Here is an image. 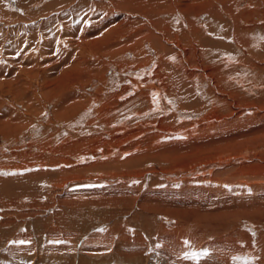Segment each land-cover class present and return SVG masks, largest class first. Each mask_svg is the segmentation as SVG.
Returning <instances> with one entry per match:
<instances>
[{"label":"rangeland","instance_id":"1","mask_svg":"<svg viewBox=\"0 0 264 264\" xmlns=\"http://www.w3.org/2000/svg\"><path fill=\"white\" fill-rule=\"evenodd\" d=\"M224 1L226 10L237 12L250 2ZM256 1L263 9L264 0ZM124 11L111 0H0V264H264V196L257 197L264 194L258 186L264 131L257 130L264 127V102L249 92L255 82L264 90V70L245 72L240 63L236 76L246 81L237 86L245 98L229 104L223 115L213 110L209 92L191 95L186 89L187 96L185 84L171 89L181 80L161 70L163 58L171 62L158 54L163 44L169 55L191 49L185 41L192 19L167 21L179 34L171 42L151 41L134 38L150 29L143 23L146 15ZM204 12L195 17L197 26L208 22ZM218 27L207 36L220 46L196 43L197 54L184 59L183 66L200 73L192 82L207 91L216 83L228 86L229 76L227 84L215 83L220 75L212 72L211 85L206 74L231 66L241 52L233 39L218 37ZM108 43L120 52L105 51ZM257 63L264 65V59ZM176 74L181 78L182 72ZM98 95L104 98L97 102L100 110L120 116L113 124L93 121L96 113L86 102ZM67 102L72 107L66 111ZM179 128L188 131L172 133ZM222 160L223 171L209 165ZM196 167L199 173L190 177ZM211 168L216 170L209 173ZM169 233L182 235L173 246L178 259L162 252ZM94 238L98 244L89 243Z\"/></svg>","mask_w":264,"mask_h":264},{"label":"bare ground","instance_id":"2","mask_svg":"<svg viewBox=\"0 0 264 264\" xmlns=\"http://www.w3.org/2000/svg\"><path fill=\"white\" fill-rule=\"evenodd\" d=\"M118 1H120V0H111V2L112 3H114V6L115 7H120V8H122V10L123 9H125V11L126 10H128V11H131V12H133V13H137V14H135V15H146V17L145 18H147V20L145 21V22H143V23H145L148 27H150V29H146L145 31L143 30V29H141V31L139 30L138 32H136V34L134 35V38L136 37V39H141V37H150L149 39H151V41H153V40H158V39H160L161 41L163 40V39H165V40H167L168 42H171L172 41V36H178L179 34H176V35H174V33H173V31L172 30H170L169 29V27H168V24H166L167 23V21H170L171 19H173V20H180L181 22H182V24H184V23H187V20H186V18H185V16L187 17V19L188 20H190V19H192V21L194 22V24H193V27L194 28H191V29H193L192 30V35L191 36H187V39L189 40V41H185L186 43H187V45H191V49L190 50H187V48H185V46H183V48H181V49H179L178 51H177V55H176V52L175 53H173V52H170V55H169V50L168 51H166V50H164L165 48V46H164V44H163V42H161V45L163 44V49H162V51H160V50H158L159 51V53L158 54H160V52L163 54V55H165L166 56V54L169 56V60L171 61V62H169L168 60V62L163 58V61L161 62V70H164V69H166V73H167V75H166V73L164 74L165 76H168V77H170V78H172V76H173V78L174 79H180L181 81L180 82H178L177 83V85H175L174 83H172V85H171V89H177V86L178 87H180V89H182V87L180 86L181 84H185V94H187V96H189V94H190V92H191V95L193 94V92L194 93H197L198 94V92H202V91H204V93H205V96H207V94H208V92H209V94H210V96H211V104H212V107H214L213 108V110H216V111H219V112H224V111H226V110H228V106H229V104H232V102L234 103V102H238V100H240L241 101V99L242 98H245V95H244V93L243 92H241L242 90L241 89H239V86H237L238 84H241V82L243 81H246L245 80V78L244 77H242L241 75H238V76H241L240 78L238 77V76H236V74H238L242 69H238V67H239V65H241L240 63H242V68H243V66L245 67V69L247 70H245V72H253L254 71V73L256 72L257 73V71H260L261 72V70H264V65H260V64H258L257 63V61H262L263 59H264V8L263 9H257L256 7H259V4L260 3H257V1L256 0H250V2H249V7L248 8H246V9H243V10H241L240 9V11L239 12H237V11H235V10H232V9H225V6H224V3H225V1L224 0H123V2H121V3H119ZM243 1V0H242ZM249 1V0H248ZM246 2V1H245ZM247 3V2H246ZM120 4H124V5H120ZM230 4L232 5V3L230 2ZM176 6L177 7H179V8H176ZM240 6V5H239ZM192 7V9L193 10H191L190 8ZM245 7V6H244ZM240 8V7H239ZM243 8V7H242ZM197 10V12H195ZM124 11V12H125ZM184 12V13H186V14H183L182 12ZM198 11H199V13H198ZM203 11H205L204 13H203V15H207V19H208V22L206 23V24H203V21H202V19L203 18H201V21H202V25L201 26H197V21L195 20V17L197 16V13H198V15L200 14V12H203ZM2 12V11H1ZM176 14H175V13ZM130 13V12H129ZM162 13V14H161ZM167 15V18L166 17H163L162 15ZM191 14H193V16H194V18L193 17H191V16H189V15H191ZM177 15V16H176ZM226 15H229L230 16V20L229 21H227L226 20ZM130 16H132V13L130 14ZM137 17V16H136ZM139 17V16H138ZM256 17H259L260 19H258V20H256ZM144 18V19H145ZM130 19H132V17H130ZM231 19L233 20V21H231ZM132 20H134V19H132ZM136 20V19H135ZM183 20H184V22H183ZM138 21V20H137ZM143 21V20H142ZM214 21V22H213ZM139 22V21H138ZM220 22V23H219ZM141 23V22H140ZM169 23V22H168ZM219 23V24H218ZM227 23V24H226ZM149 24L151 25V26H149ZM216 25V27H218V26H220V27H218V30L216 31V32H218L220 29H222V34H220L219 33V35H218V37H221V36H227V37H225V38H228V39H233V41L234 42H236V44H237V47H238V50H240L241 52H239V54H238V57H237V59H236V61L234 62V63H232L231 64V66H228V64H227V66H222V67H220V69L218 70L217 68H214V70L212 69V70H210V72H208V74H206L207 75V77H208V79H210L211 78V81H208L209 82V84H211V85H215L214 84V82L212 81V80H214L212 77H214V75L212 74V72H215V71H218V75H217V77L220 75V77H221V79H220V77H218V78H216V79H218V80H216L215 81V83L216 82H221L222 83V80H223V83L224 82H226L227 81V77L229 76V84H227L228 82H226V84L228 85L227 87L226 86H224V87H226V88H228V87H230V88H232V89H226V88H221V87H219L218 85H217V83H216V89H208V91L207 90H205V89H199L198 88V85L199 84H201L200 82H199V84H194L193 82H192V80L194 79V77L196 76V73H198V74H200L198 71H191L190 70V68H188V66L186 67V66H183L184 64H186L184 61V59H186V57L189 55V54H197V49H196V46L197 45H195L196 43L197 44H200V45H205V43L207 44V45H210V46H213V47H215V46H220V44L218 43V42H215V41H213V39L211 40L208 36H207V34H213L212 32H211V30L213 31V30H215L216 28H214V26ZM221 24H223V25H221ZM226 24V25H225ZM212 26V27H211ZM224 26V27H223ZM182 28H183V25L181 26ZM260 30V31H259ZM156 31H159V32H161V34L159 35H157V34H155V32ZM221 31V30H220ZM187 32V31H186ZM171 36V37H170ZM183 36V35H182ZM211 37H216V35H214V36H211ZM216 39V38H215ZM223 41V40H222ZM112 43V42H111ZM230 44V43H229ZM112 45V44H111ZM109 43L106 45H103V46H106L107 48H106V50L105 51H107V52H120V50L118 49V51H117V48L115 47V45L114 46H111ZM144 46V45H143ZM201 46V47H202ZM174 47V46H173ZM224 47L227 49V47L228 46H226V45H224ZM113 48V49H112ZM125 48V47H124ZM141 49H144V47L142 48V47H140ZM168 48V47H167ZM185 49V50H184ZM102 50V49H101ZM134 50V52H137V48H134L133 49ZM139 50V49H138ZM174 50V49H173ZM216 50V49H215ZM122 51V50H121ZM242 51H243V53H246V54H242ZM211 52V51H210ZM214 52V51H213ZM178 56V57H177ZM172 57V58H171ZM177 57V61L176 62H178V63H173L174 62V58H176ZM230 57V56H229ZM224 59V58H223ZM228 59H230L231 60V58H225V60L226 61H228ZM224 60V61H225ZM142 62V61H141ZM229 62V61H228ZM231 62H233V60L231 61ZM173 63V64H172ZM130 66V65H129ZM144 66V65H143ZM142 68V67H141ZM217 69V70H216ZM249 70V71H248ZM165 71V70H164ZM178 71H180V72H182V76H181V78L180 77H178L179 75H177L176 74V72H178ZM170 72V73H169ZM260 72H258L257 73V75L260 73ZM264 72V71H263ZM262 73V72H261ZM248 75V74H247ZM262 75V74H261ZM263 76V75H262ZM207 77H206V79H207ZM264 77V76H263ZM191 78V79H190ZM173 79V80H174ZM183 79H186V80H183ZM196 79V78H195ZM190 80H191V84H190ZM195 81V80H194ZM71 82V81H70ZM182 82V83H181ZM242 82V83H243ZM255 84H256V82L251 86V84H249L251 87L249 88V92H251V91H253L255 94H257V97H255V101H262V102H260L261 104L264 102V99L262 100L261 99V97L263 96L262 94H264V90H261V89H257L256 88V86H255ZM203 85V84H202ZM224 85H225V83H224ZM258 85V84H257ZM260 85V84H259ZM183 86V85H182ZM223 86V85H222ZM244 87V86H243ZM198 88V89H197ZM189 90V91H187V90ZM161 89H157L156 90V95H158V99L159 100H161V91H160ZM69 91V90H68ZM169 91V90H168ZM193 91V92H192ZM220 94H222V95H220ZM258 94H260V95H258ZM70 95V94H69ZM72 95V94H71ZM67 96V95H66ZM73 96V95H72ZM76 96V95H75ZM99 96V95H98ZM98 96H94L95 97V100L92 98V99H90V101H88V102H90V103H88V102H86L87 104L86 105H88V106H90V109H92L91 111H94L95 113H96V118L93 120V121H95V124L96 123H98L99 121H105V123H107V125H110V124H113L114 122H116L119 118H120V116H118L117 115V113L116 114H114V115H111L112 114V110H111V112H109V111H107V110H104V112L102 111V110H100L99 108H101L102 109V107H99L98 106V103L97 102H102L103 101V99L104 98H100V96L98 97ZM243 96V97H242ZM68 97V96H67ZM66 97V98H67ZM84 97V96H83ZM197 97V96H196ZM71 98V97H70ZM149 98V97H148ZM194 98V97H193ZM69 99V98H68ZM75 99V98H74ZM85 99V98H84ZM231 99L233 100V101H231ZM254 99V98H253ZM62 100V99H61ZM71 100H73V99H70V101ZM94 100V101H93ZM152 100L154 101V97H152ZM245 100V99H244ZM63 101H65V100H63ZM75 101H78V100H75ZM85 101V100H84ZM246 101V100H245ZM79 102V101H78ZM66 103V102H65ZM82 103V102H81ZM67 104L68 105H66V107H65V109H66V111L67 110H69V109H71V107L72 106H69V102H67ZM72 104H74V103H72ZM83 104V103H82ZM105 104V103H104ZM108 104V103H107ZM106 104V105H107ZM180 104V103H179ZM187 104V103H186ZM237 104V103H236ZM238 104H240L239 102H238ZM71 105V104H70ZM102 105V104H101ZM202 105V104H201ZM204 105V104H203ZM260 105V104H259ZM65 106V105H64ZM80 106V105H79ZM85 106V105H84ZM252 106V105H251ZM70 107V108H69ZM236 107V106H235ZM255 107H257V106H255ZM254 107V109H253V111H250V112H257V111H261V106H260V110H257L256 108ZM77 108V107H76ZM83 107H81V109H82ZM85 108L86 107H84V109H83V112H84V110H85ZM200 108V107H199ZM79 109H80V107H79ZM109 109V108H108ZM153 109V108H152ZM195 109V108H194ZM236 109V108H235ZM250 109V108H249ZM264 109V108H263ZM64 111V110H63ZM82 111V110H81ZM80 111V112H81ZM187 111V110H186ZM189 111H191V110H189ZM232 111H234L233 109H232ZM264 111V110H263ZM262 111V112H263ZM115 112H117L116 111V109H115ZM193 112H195V111H193ZM227 112H229V111H227ZM65 113V112H64ZM230 113H231V110H230ZM230 113H228V114H230ZM235 113H237V112H235ZM259 113V112H258ZM258 113H256V114H258ZM68 114V113H67ZM223 114V113H222ZM227 114V115H228ZM253 114V113H252ZM255 114V115H256ZM17 115V114H16ZM15 115V116H16ZM76 115V114H75ZM123 115V114H122ZM223 115H225V112H224V114ZM233 115H234V113H233ZM239 115V114H238ZM254 115V116H255ZM264 115V114H263ZM235 116V115H234ZM253 116V117H254ZM17 117V116H16ZM76 117V116H75ZM226 117V116H225ZM224 117V118H225ZM228 117V116H227ZM231 117V116H230ZM20 118V117H19ZM18 118V119H19ZM71 118V117H70ZM232 118V117H231ZM230 118V119H231ZM238 118V117H237ZM255 118V117H254ZM253 118V119H254ZM226 119V118H225ZM261 119V116L260 115H258V117H256V121L258 122V120H260ZM263 119V118H262ZM97 120V121H96ZM224 120V119H223ZM229 120V119H228ZM234 120V119H233ZM248 120V119H247ZM92 121V120H91ZM241 121V120H240ZM231 122V121H230ZM173 123V122H172ZM243 123V122H242ZM232 124V123H231ZM241 124V123H240ZM245 124V123H244ZM247 124H248V122H247ZM253 124V123H252ZM255 124V123H254ZM239 125V124H238ZM256 125H259V124H256ZM21 126V125H20ZM195 126H197V124H195ZM247 126V125H246ZM156 127V126H155ZM256 127V126H255ZM7 128V127H6ZM247 128V127H246ZM183 128H179V129H174V131L173 130H171V131H173L172 133H182V132H185V131H188V130H182ZM189 129V128H188ZM196 129V128H195ZM235 129V128H234ZM261 129V131H262V129H263V131H264V127H260V128H257V130H260ZM191 130H192V128H191ZM228 130V129H227ZM245 130V129H244ZM243 130V131H244ZM251 130V129H250ZM165 131V130H164ZM168 131H170L169 129L167 130V132ZM233 132H235V131H233ZM242 132V131H241ZM167 134V133H166ZM234 134V133H233ZM168 135V134H167ZM262 135L263 134H260V135H258V137H259V139H261V137H262ZM264 136V135H263ZM252 138V137H251ZM257 138V137H256ZM74 139V138H73ZM88 139V138H87ZM54 140V139H53ZM253 140V139H252ZM251 140V142H253ZM258 140V139H257ZM69 141V140H68ZM237 141V140H236ZM50 142V141H49ZM247 142V141H246ZM250 142V143H251ZM256 142V141H255ZM259 142H260V140H259ZM258 142V143H259ZM257 142H256V144H258ZM60 144V143H59ZM245 144V143H244ZM56 145H57V143H56ZM62 145V144H61ZM264 145V144H263ZM237 146V145H236ZM243 146V145H242ZM68 147V146H67ZM143 148V147H142ZM260 148H262V147H260ZM60 149V148H59ZM216 149V148H215ZM262 150V149H261ZM77 155V154H76ZM216 155V154H215ZM60 161V160H59ZM68 161V160H67ZM234 161V160H233ZM215 163L216 164H218V166H219V168H216L215 167ZM227 162L226 161H218V162H214V164L213 163H211V164H209V165H211V166H214L218 171L219 170H222L223 169V167L225 166V164H226ZM190 166V165H189ZM231 166V165H230ZM264 166V165H263ZM202 167V166H201ZM203 167H206V165L205 166H203ZM200 168V167H199ZM207 168V167H206ZM213 169V168H211V169H207L208 171H209V173H211V172H213L214 170H216V169ZM205 169V168H204ZM213 169V170H212ZM230 169V168H229ZM198 170V167H196L194 170H192V171H190V172H188L187 174H189V175H191L190 177H195L196 176V174H198V173H196V171ZM227 171H228V169H226ZM189 171V170H188ZM223 171V170H222ZM226 171V172H227ZM208 173V174H209ZM243 173V172H242ZM216 174V173H215ZM218 175H220L219 173H217ZM229 174V173H228ZM233 174V173H232ZM235 174V173H234ZM237 174V173H236ZM257 174V173H256ZM259 174V177L261 178V181L260 180H258L257 182H258V186H260L261 188H262V186L264 187V180H263V178H264V173L263 174H260V173H258ZM175 175V174H174ZM178 175V174H177ZM188 175V176H189ZM214 175V174H213ZM227 175V174H226ZM254 175V174H253ZM252 175V176H253ZM180 176V175H179ZM255 176V175H254ZM257 176V175H256ZM255 176V177H256ZM178 177V176H177ZM186 177V176H185ZM215 177V176H214ZM219 177V176H218ZM160 178V177H159ZM165 178V177H164ZM181 178V177H180ZM184 178V177H183ZM232 178V177H231ZM234 178V177H233ZM244 178V177H243ZM220 178H218V180H219ZM223 179V178H222ZM240 179V178H239ZM250 179H252L251 177H250ZM259 179V178H258ZM176 180V179H175ZM174 180V181H175ZM190 180V179H189ZM188 180V181H189ZM179 181H181V180H179ZM221 181V180H220ZM251 181V180H250ZM253 181V180H252ZM226 183V182H225ZM191 184H193V183H191ZM221 184V183H220ZM244 184V183H243ZM252 184V183H251ZM255 184V183H254ZM247 185H248V183H247ZM200 186H201V184H200ZM200 186H198L199 188H200ZM253 186V185H252ZM256 186V185H255ZM257 186V187H258ZM189 188V187H188ZM187 188V189H188ZM255 188V187H254ZM187 189H185V190H187ZM197 189V188H196ZM183 190V189H182ZM206 190V189H205ZM208 190V189H207ZM226 190H228L227 188H226ZM197 191H198V189H197ZM196 191V192H197ZM212 191V190H211ZM218 191V190H217ZM255 191V190H254ZM260 191V190H259ZM161 192V191H160ZM185 192H187V191H185ZM188 192H189V190H188ZM200 192V191H199ZM209 192V191H208ZM220 192V191H219ZM258 192V191H257ZM165 193V192H164ZM184 193V192H183ZM191 193L192 192H190L189 194L190 195H188V196H191ZM198 193V192H197ZM204 193V192H203ZM203 193L201 192L200 194H199V196L198 197H200V195L202 194V196H203ZM254 193V192H253ZM259 193V196H257L258 197V199H261L262 200V198H263V196H264V194H262L263 193V190H262V193H260V192H258ZM134 194V193H133ZM149 194V193H148ZM187 194V193H186ZM205 194V193H204ZM207 194V193H206ZM214 194H216V191H215V193ZM146 195V194H145ZM222 195V194H221ZM226 195V194H225ZM238 195V194H237ZM248 195H249V193H248ZM255 195V194H254ZM185 196H187V195H185ZM197 196V195H196ZM220 196V195H219ZM245 196H247V195H245ZM161 197H163V196H161ZM205 197V196H204ZM207 197H209V196H207ZM256 197V196H255ZM222 198V197H221ZM220 198V199H221ZM209 199V198H208ZM250 199V198H249ZM256 199V198H255ZM148 200V199H147ZM154 200V199H153ZM204 200H205V198H204ZM191 201H192V199H191ZM209 201V200H208ZM213 201V200H212ZM256 201V200H255ZM258 201V200H257ZM149 202V201H148ZM155 202V201H154ZM223 202V201H222ZM247 202V201H246ZM259 202V201H258ZM201 203V202H200ZM205 203V202H204ZM212 203V202H211ZM225 203V202H224ZM223 203V204H224ZM240 203V202H239ZM249 203V202H248ZM252 203V202H251ZM154 204V203H153ZM203 204V203H202ZM208 204V203H207ZM206 204V205H207ZM214 204V203H213ZM232 204V203H231ZM263 204V203H262ZM157 205V204H156ZM204 205V204H203ZM249 205V204H248ZM200 206V205H199ZM259 206V205H258ZM258 206H256V207H258ZM203 207V206H202ZM208 208V207H207ZM246 208H248L247 206H246ZM251 208V207H250ZM158 209V208H157ZM169 209V208H168ZM209 209V208H208ZM166 211V210H165ZM172 211V210H171ZM182 211V210H181ZM201 211V210H200ZM202 211H204V210H202ZM210 211V210H209ZM214 211V210H213ZM217 211V210H216ZM234 211H236V210H234ZM156 212V211H155ZM219 212V211H218ZM225 212H226V209H225ZM80 213V212H79ZM170 213V212H169ZM197 213V212H196ZM205 213H207V212H205ZM254 213V212H253ZM263 213V212H262ZM162 214V213H161ZM202 214H203V212H202ZM218 214V213H217ZM221 214H222V212H221ZM167 215V214H166ZM220 215V214H219ZM226 215V214H225ZM148 216V215H147ZM181 216V215H180ZM212 216V215H211ZM215 216V215H214ZM201 217V216H200ZM208 217V216H207ZM207 217H206V219H207ZM219 217V216H218ZM220 217H221V215H220ZM197 218V217H196ZM195 218V219H196ZM194 219V220H195ZM188 220V222L189 221H191V220H189V219H187ZM200 220V219H199ZM217 220V219H216ZM206 221V220H205ZM212 221V220H211ZM210 221V222H211ZM219 222V221H218ZM183 223H185V222H183ZM191 224H192V222H190ZM193 223H195V222H193ZM213 223V222H212ZM211 223V224H212ZM153 224H154V222H153ZM188 224V223H187ZM210 224V225H211ZM221 224V223H220ZM185 225V224H184ZM209 225V226H210ZM213 225H214V223H213ZM176 226V225H175ZM188 226V225H187ZM193 226V225H192ZM201 226V225H200ZM199 226V227H200ZM218 226H219V224H218ZM218 226H216L215 227V230L217 231V232H219V229H218ZM191 227V226H190ZM189 227V228H190ZM198 227V228H199ZM202 227V226H201ZM188 228V227H187ZM186 228V229H187ZM192 228V227H191ZM209 228V227H208ZM214 228V227H213ZM200 229V228H199ZM237 229V228H236ZM167 230V229H166ZM168 230H170V229H168ZM183 230V229H182ZM206 230V229H205ZM80 231V230H79ZM187 231H189V230H187ZM194 231H195V229H194ZM207 231V230H206ZM221 231V230H220ZM172 232V231H171ZM198 232V231H197ZM196 232V233H197ZM200 232V231H199ZM203 232H204V230H203ZM214 232V231H213ZM232 232H234V231H232ZM260 232V231H259ZM173 233V232H172ZM182 233V232H181ZM191 233H192V231H191ZM207 233H209V232H207ZM71 234V233H70ZM170 234V233H169ZM168 234V236H167V238L166 239H168L167 240V243H165L164 244V249L162 250V252H163V254L164 253H166L171 259H172V257H174V258H176V259H178L180 256L178 255V253H177V250L176 249H174V245L177 243V239H178V237L181 235V234H170L169 235ZM184 234V233H183ZM203 234H205V233H203ZM161 235V234H160ZM166 235V234H165ZM164 235V236H165ZM186 235V234H185ZM213 235H214V233H213ZM182 236V235H181ZM189 236H191V235H189ZM195 236V235H194ZM197 236V235H196ZM203 236V235H202ZM205 236V235H204ZM259 236H261V235H259ZM123 237V236H122ZM198 237V236H197ZM208 237V236H207ZM211 237V236H210ZM209 237V238H210ZM231 237V236H230ZM190 238V237H189ZM196 238V237H195ZM200 238V237H199ZM187 239V238H186ZM205 239H207L206 237H205ZM205 239H204V242H205ZM81 240V239H80ZM132 240V239H131ZM157 240V239H156ZM184 238L182 239V243L180 242L179 243V247H180V249H182V248H184L185 246H184ZM197 240V239H196ZM256 240H258V239H256ZM144 241V240H143ZM155 241V240H154ZM202 241H203V239H202ZM105 242V241H104ZM141 242V241H140ZM149 242V241H148ZM150 242H151V240H150ZM164 242H166V241H164ZM211 242V241H210ZM263 242V241H262ZM89 243H93V244H96L97 243V240H95V238L94 239H92ZM88 243V244H89ZM142 243V242H141ZM146 243V242H145ZM193 243V242H192ZM197 243V242H196ZM200 243V242H199ZM207 243V242H206ZM208 243H209V241H208ZM224 243V242H223ZM230 243V242H229ZM228 243V244H229ZM232 243V242H231ZM230 243V244H231ZM98 244V243H97ZM153 244V243H152ZM157 244V243H156ZM159 244V243H158ZM227 244V245H228ZM233 244V243H232ZM231 244V245H232ZM264 244V243H263ZM150 245V244H149ZM200 245V244H199ZM199 245H198V247H199ZM202 245H204V243L202 244ZM223 245V244H222ZM221 245V246H222ZM160 246H163V245H160ZM188 246V245H187ZM207 246V245H206ZM209 246V245H208ZM225 246H226V244H225ZM229 246V245H228ZM227 246V247H228ZM197 247V248H198ZM201 247V246H200ZM209 247H211V246H209ZM208 247V248H209ZM67 248V247H66ZM147 248V247H146ZM157 248V247H156ZM163 248V247H162ZM222 248V247H221ZM226 248V247H225ZM225 248H224V250H225ZM264 248V247H263ZM104 249V248H103ZM187 250H188V248H186ZM213 249V248H212ZM214 249H216V248H214ZM231 249V248H230ZM229 249V250H230ZM85 250V249H84ZM93 250V249H92ZM112 250V249H111ZM207 250V249H206ZM211 250V249H210ZM218 250V249H217ZM219 250H220V248H219ZM95 251V250H94ZM155 251V250H154ZM185 251V250H184ZM190 251V250H189ZM90 252V251H89ZM191 252H192V250H191ZM199 252V251H198ZM217 252V251H216ZM229 252V251H228ZM228 252H227V254H228ZM259 252V251H258ZM92 253V252H91ZM95 253V252H94ZM194 253H195V251H194ZM221 253V252H220ZM224 253V252H223ZM226 253V252H225ZM99 254V253H98ZM154 253H152V255H153ZM161 254V253H160ZM182 254V253H181ZM233 254V253H232ZM186 255V254H185ZM191 256H192V254H190ZM190 255H188V256H190ZM251 255V254H250ZM252 255H253V253H252ZM251 255V256H252ZM61 256V255H60ZM183 256V255H182ZM211 256V255H210ZM217 256V255H216ZM229 256V255H228ZM245 256V255H244ZM90 257V256H89ZM159 257V256H158ZM157 257V258H158ZM165 257V256H164ZM178 257V258H177ZM221 257V256H220ZM227 257V256H226ZM247 257V256H246ZM253 257V256H252ZM257 257H258V255H257ZM261 257V256H260ZM263 257V256H262ZM109 258H111V257H109ZM156 258V259H157ZM183 258V257H182ZM210 258V257H209ZM264 258V257H263ZM54 259V258H53ZM107 259V258H106ZM106 259H104V260H106ZM219 259V258H218ZM248 259V258H247ZM60 260V259H59ZM63 260V259H62ZM111 260V259H110ZM113 260H115L114 258H113ZM207 260H208V257H207ZM215 260H217V259H215ZM257 260V259H256ZM65 261V260H64ZM99 261H101V260H99ZM168 261V260H167ZM179 261H181V260H179ZM188 261V260H187ZM212 261V260H211ZM246 261V260H245ZM250 261V260H249ZM258 261V260H257ZM263 261V260H262ZM174 262V261H173ZM172 262V260H170V263L171 264H175V262L173 263ZM189 262V261H188ZM188 262H186V260H185V264H189ZM191 262V261H190ZM195 262V261H194ZM193 262V263H194ZM203 262V261H202ZM205 262V261H204ZM208 262V261H207ZM206 262V263H207ZM210 262V261H209ZM214 262V261H213ZM221 262V261H220ZM54 263V262H53ZM103 263V262H102ZM192 263V262H191ZM205 263V264H206ZM211 263V262H210ZM98 264V263H97ZM101 264V263H100ZM120 264H124V262H121ZM169 264V263H168ZM179 264V263H178ZM199 264V263H198ZM215 264V263H214ZM222 264V263H221Z\"/></svg>","mask_w":264,"mask_h":264},{"label":"snow or ice","instance_id":"3","mask_svg":"<svg viewBox=\"0 0 264 264\" xmlns=\"http://www.w3.org/2000/svg\"><path fill=\"white\" fill-rule=\"evenodd\" d=\"M19 243H25L24 241H20ZM207 253H205V255H206Z\"/></svg>","mask_w":264,"mask_h":264}]
</instances>
